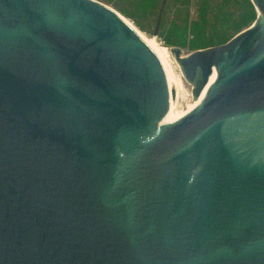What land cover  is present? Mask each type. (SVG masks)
I'll return each mask as SVG.
<instances>
[{
    "label": "water",
    "instance_id": "95a60500",
    "mask_svg": "<svg viewBox=\"0 0 264 264\" xmlns=\"http://www.w3.org/2000/svg\"><path fill=\"white\" fill-rule=\"evenodd\" d=\"M163 54L99 0H0V264H264V0Z\"/></svg>",
    "mask_w": 264,
    "mask_h": 264
},
{
    "label": "rangeland",
    "instance_id": "374dc122",
    "mask_svg": "<svg viewBox=\"0 0 264 264\" xmlns=\"http://www.w3.org/2000/svg\"><path fill=\"white\" fill-rule=\"evenodd\" d=\"M99 1L112 7L147 39L162 48L180 47L185 56L197 51L199 41L216 44L219 39L231 37L246 27L243 19L248 18L249 3H252L251 0ZM167 60L194 100L192 84L170 55Z\"/></svg>",
    "mask_w": 264,
    "mask_h": 264
},
{
    "label": "trees",
    "instance_id": "16d2710c",
    "mask_svg": "<svg viewBox=\"0 0 264 264\" xmlns=\"http://www.w3.org/2000/svg\"><path fill=\"white\" fill-rule=\"evenodd\" d=\"M249 8H250V10H249L248 18L243 19V21H245L244 25H246V27H244L243 29L239 30L236 34H234L231 37L219 39V42H216V44L208 45L209 44L208 42L199 41L198 44L196 45V49L200 50V49H205V48H208V47H213V46L224 44L227 41H229L231 38H233L235 35H237L241 31H243L244 29L250 27L255 22V20L257 19L258 13H257V10H256L255 6L251 2L249 3ZM239 24H240V22H238V25Z\"/></svg>",
    "mask_w": 264,
    "mask_h": 264
},
{
    "label": "bare ground",
    "instance_id": "6f19581e",
    "mask_svg": "<svg viewBox=\"0 0 264 264\" xmlns=\"http://www.w3.org/2000/svg\"><path fill=\"white\" fill-rule=\"evenodd\" d=\"M120 15V14H119ZM121 16V15H120ZM121 18H123V20H125L133 29H135L136 31H138L136 29V27H134L128 20H126L123 16H121ZM139 32V31H138ZM140 33V32H139ZM141 34V33H140ZM142 35V34H141ZM145 37V36H144ZM146 38V37H145ZM147 39V38H146ZM149 40L164 56V58L166 59V61L168 62L167 60V57L169 56V53H168V50L169 48L167 47H160L154 40H150V39H147ZM208 89V85L206 86L205 90L202 92L201 96L198 98V99H194L195 102H199L203 99L206 91Z\"/></svg>",
    "mask_w": 264,
    "mask_h": 264
}]
</instances>
